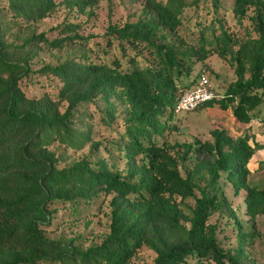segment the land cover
Instances as JSON below:
<instances>
[{
    "label": "trees",
    "instance_id": "1",
    "mask_svg": "<svg viewBox=\"0 0 264 264\" xmlns=\"http://www.w3.org/2000/svg\"><path fill=\"white\" fill-rule=\"evenodd\" d=\"M97 1L0 0V264H128L143 245L157 253L149 264H247L264 216L249 162L264 144L216 127L213 140L196 141L204 155L194 158L192 142L171 137L180 95L214 54L235 77L202 104L232 107L242 122L264 119V0H136V17L110 15L103 33L68 18L39 29L64 2L91 15ZM44 49L66 56L36 66ZM98 123L112 137H97ZM188 158L195 164L184 174ZM229 184L244 190L247 220L231 208ZM98 204L109 206L100 241L50 234L60 209L77 217ZM226 210L234 248L211 220Z\"/></svg>",
    "mask_w": 264,
    "mask_h": 264
},
{
    "label": "rangeland",
    "instance_id": "2",
    "mask_svg": "<svg viewBox=\"0 0 264 264\" xmlns=\"http://www.w3.org/2000/svg\"><path fill=\"white\" fill-rule=\"evenodd\" d=\"M227 4H231V0L227 1ZM141 2L136 0H98L92 7L94 12L89 15L88 12L79 13L77 8L70 9L66 3L60 4L56 10L46 18L39 22V29H48L51 26L61 22L68 18L76 21L86 22V32H97L103 33L109 24L110 15L121 22L127 17H136L135 11L141 7ZM193 9H189L188 13H192ZM229 13L231 11H228ZM236 19L230 14L229 23L234 29H240L244 32V28L236 25ZM100 38V37H99ZM103 40L102 38H100ZM95 44L94 42L92 43ZM103 44L105 42L103 41ZM42 59L36 61V66H41L45 62H57L58 55L65 57V50L51 51L44 49L42 52ZM202 66V72L209 75L212 86L218 92L223 94L225 87L229 83V80L235 77L233 67L230 62L225 58L214 54L209 60V63ZM218 71V76L216 74ZM50 81H44V85L38 83L34 88L35 90L45 89L51 87L47 85ZM92 110L96 118L100 116V109L93 105ZM264 115V113L262 114ZM177 123L179 129L172 135L171 140L173 142L187 143L192 142L193 148L189 152V155L201 158L203 153H197L195 146L198 145L196 141L213 140V129L225 128L228 133L234 137L244 135L247 132L254 135V140L258 143L264 144V119L254 117L250 122H242L237 120L233 114L232 107L222 108L219 105H206L202 104L196 109L188 112H182L178 114ZM103 123H98L95 127L97 137L109 138L112 137L111 133L105 130ZM179 146V145H178ZM181 147V146H179ZM89 146L82 150L75 152L70 150L73 156L79 157L86 151ZM188 155V156H189ZM195 164L193 159L188 158L185 165L182 166V171L185 174L187 170L193 167ZM121 167H125L124 161L120 164ZM187 168H186V167ZM249 166L251 173L249 175V181L254 183L257 182L264 186V147L258 148L250 159ZM228 201L230 202L231 208L234 210L240 220H247L248 215L245 212L244 203V190L242 189L239 194L235 193V189L232 185L227 186ZM193 203V200H190ZM90 211V212H89ZM109 206L108 204H102L101 206L94 207L92 210L83 211L81 215L74 217L70 212V208L60 209L53 223L48 226L50 234L52 236L65 235L67 237H79L84 241L85 245L93 241H100L103 234L107 231V223L109 219ZM229 210L217 211L211 216V220L219 225V236L222 239L223 244L226 247L234 248L237 245L236 232L232 229L233 216H230ZM230 217V219H229ZM231 222V224H230ZM256 235L253 240H249L246 244V256L245 262L247 264H264V216L259 215L257 217L256 224ZM87 237V240L84 238ZM156 252L147 245H143L136 254L132 257L128 264H149L153 263L156 257Z\"/></svg>",
    "mask_w": 264,
    "mask_h": 264
},
{
    "label": "built area",
    "instance_id": "3",
    "mask_svg": "<svg viewBox=\"0 0 264 264\" xmlns=\"http://www.w3.org/2000/svg\"><path fill=\"white\" fill-rule=\"evenodd\" d=\"M219 96L220 94L212 86L209 75L203 72L198 80L180 95L175 111L177 113L192 111L205 101Z\"/></svg>",
    "mask_w": 264,
    "mask_h": 264
}]
</instances>
